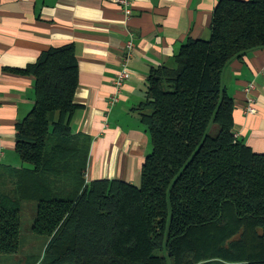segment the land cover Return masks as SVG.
I'll return each instance as SVG.
<instances>
[{"label": "trees", "instance_id": "1", "mask_svg": "<svg viewBox=\"0 0 264 264\" xmlns=\"http://www.w3.org/2000/svg\"><path fill=\"white\" fill-rule=\"evenodd\" d=\"M261 48L264 0H219L210 37L188 38L173 65L150 71L137 109L152 147L140 185L86 179L91 139L70 125L73 45L18 69L34 77L35 103L15 126L23 166L0 165V255L20 251L22 202L34 201L30 230L46 237L36 264H264V153L236 136L222 80Z\"/></svg>", "mask_w": 264, "mask_h": 264}, {"label": "crops", "instance_id": "2", "mask_svg": "<svg viewBox=\"0 0 264 264\" xmlns=\"http://www.w3.org/2000/svg\"><path fill=\"white\" fill-rule=\"evenodd\" d=\"M218 1L134 0L126 16L113 0H0V165L23 166L15 151V126L35 103L34 77L16 71L33 64L44 50L71 44L79 72L70 125L74 134L91 139L86 179L135 184L151 149L137 110L150 71L173 65L188 38L210 37ZM130 39L134 49L126 61L128 78L116 91ZM222 80L234 99L236 136L263 154L264 48L233 59ZM250 84L254 88L246 93ZM114 94L119 98L112 104ZM247 97L255 100L253 114L245 113Z\"/></svg>", "mask_w": 264, "mask_h": 264}, {"label": "rangeland", "instance_id": "3", "mask_svg": "<svg viewBox=\"0 0 264 264\" xmlns=\"http://www.w3.org/2000/svg\"><path fill=\"white\" fill-rule=\"evenodd\" d=\"M218 132V126L212 124L209 133L215 135ZM152 148V147H151ZM151 151V149H150ZM27 165L26 163H24ZM136 185L141 184V169L138 171ZM36 203L34 201H23L21 211V245L20 251L16 254H3L0 255V264H34L41 257L42 246L46 240L45 236L36 235L31 232L30 227L35 218ZM41 253V254H40ZM9 259V260H8ZM36 259H38L36 261ZM38 264H44V262ZM36 264V263H35Z\"/></svg>", "mask_w": 264, "mask_h": 264}, {"label": "built area", "instance_id": "4", "mask_svg": "<svg viewBox=\"0 0 264 264\" xmlns=\"http://www.w3.org/2000/svg\"><path fill=\"white\" fill-rule=\"evenodd\" d=\"M113 1L115 3L120 4L122 7H124V12L126 16H129L131 14V10H132L131 4L134 0H113ZM133 49H134V43L130 39L126 42V45H125V55H124L123 67L120 70V72L117 74L116 79H115L116 91H119L124 81L128 78V69L126 68V61L131 57ZM253 88H254L253 84L248 85L245 88L246 93H249ZM118 98H119L118 94H114L111 97L110 102L114 104L118 101ZM244 110L246 114H253L256 112L255 100L253 98L247 97Z\"/></svg>", "mask_w": 264, "mask_h": 264}]
</instances>
